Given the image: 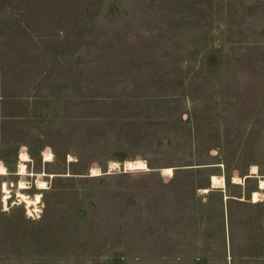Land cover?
<instances>
[{
	"label": "rangeland",
	"instance_id": "obj_1",
	"mask_svg": "<svg viewBox=\"0 0 264 264\" xmlns=\"http://www.w3.org/2000/svg\"><path fill=\"white\" fill-rule=\"evenodd\" d=\"M0 162V264H264V0H0Z\"/></svg>",
	"mask_w": 264,
	"mask_h": 264
},
{
	"label": "bare ground",
	"instance_id": "obj_2",
	"mask_svg": "<svg viewBox=\"0 0 264 264\" xmlns=\"http://www.w3.org/2000/svg\"><path fill=\"white\" fill-rule=\"evenodd\" d=\"M52 154L49 152L45 155V158H44V161L45 162H50L52 160ZM30 162V157L28 156V153H25V152H22L21 155H20V162H19V172H18V175H21L23 177L25 176H28V172H27V165L26 163ZM127 164V163H126ZM129 167L131 168H138V169H147L146 165L142 162V161H139L137 164H133L132 162H129ZM128 168V167H127ZM129 170V169H128ZM93 172V175H99L100 174V170L98 169H93L92 170ZM163 173L166 174V175H172L173 173V169L171 168H165L163 169ZM252 174H258L259 173V170H258V167L257 166H253L252 167ZM0 175H8V171L6 169V167L0 162ZM32 176H35V174H31ZM37 175V174H36ZM40 180L38 181V189H44L46 188V183L41 180L42 177H45L46 176V173H43V174H39L38 175ZM235 179V178H234ZM237 179V178H236ZM242 182V179L240 180L239 178L236 180V183L239 184ZM211 183H212V187L213 188H224L226 186V181H225V178L223 176H216V175H213L211 177ZM5 191L8 193V188L7 186L5 185ZM37 188V187H36ZM48 188V187H47ZM46 188V189H47ZM27 189H30V183L25 181V180H22L20 183H19V194H18V197L21 199L22 202H25L28 207H31V206H37L40 202V199H41V195H36L35 199H30V198L24 194L22 192V190H27ZM205 190V189H204ZM259 190L263 191L264 190V178H262L259 182ZM253 202L257 203L261 200V197H262V193L260 191H254L253 192ZM10 195H6L4 197V204L7 205V203H5L8 199H10ZM35 208V207H34ZM37 208V207H36Z\"/></svg>",
	"mask_w": 264,
	"mask_h": 264
},
{
	"label": "built area",
	"instance_id": "obj_3",
	"mask_svg": "<svg viewBox=\"0 0 264 264\" xmlns=\"http://www.w3.org/2000/svg\"><path fill=\"white\" fill-rule=\"evenodd\" d=\"M45 158V157H44Z\"/></svg>",
	"mask_w": 264,
	"mask_h": 264
}]
</instances>
